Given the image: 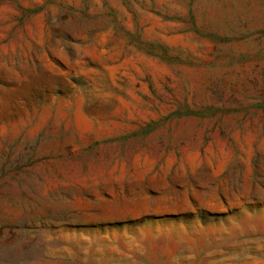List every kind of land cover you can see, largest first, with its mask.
<instances>
[{"label":"rangeland","instance_id":"1","mask_svg":"<svg viewBox=\"0 0 264 264\" xmlns=\"http://www.w3.org/2000/svg\"><path fill=\"white\" fill-rule=\"evenodd\" d=\"M0 264H264V0H0Z\"/></svg>","mask_w":264,"mask_h":264}]
</instances>
